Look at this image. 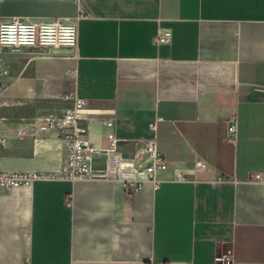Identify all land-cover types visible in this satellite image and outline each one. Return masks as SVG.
<instances>
[{
	"label": "crops",
	"instance_id": "obj_1",
	"mask_svg": "<svg viewBox=\"0 0 264 264\" xmlns=\"http://www.w3.org/2000/svg\"><path fill=\"white\" fill-rule=\"evenodd\" d=\"M82 2L0 0V22L91 12L78 20L75 49H0L2 170L63 168L65 139L37 119L71 108L69 93L87 99L81 124L102 148L109 116L122 140L153 136L159 120L170 164L158 187L149 181L133 197L105 179L0 190V264H264V182L252 179L264 174V0ZM196 160L207 169L174 179ZM104 161L97 156L96 166ZM228 249L234 262L216 259Z\"/></svg>",
	"mask_w": 264,
	"mask_h": 264
},
{
	"label": "built area",
	"instance_id": "obj_2",
	"mask_svg": "<svg viewBox=\"0 0 264 264\" xmlns=\"http://www.w3.org/2000/svg\"><path fill=\"white\" fill-rule=\"evenodd\" d=\"M82 6V0H74ZM91 15L86 8H80L77 17H50L34 18L30 16H12L0 22V49L7 51L22 47H70L75 49L78 45V20ZM168 31L162 32L158 41L168 38ZM74 76L76 69L69 70ZM2 76V73H1ZM2 81V80H1ZM0 91V104L2 101ZM67 98L73 100V106L65 110L61 115L49 114L37 119L42 129L59 130L66 141L67 156L63 168L55 174L41 172L5 171L0 166V190L12 191L21 185H30L35 180L43 178L76 180L105 179L114 182H122L124 190L129 197H133L142 191L147 182H152L155 187L159 186L158 172L169 167V161L158 145V121L151 123L150 127L154 135L148 138L122 140L115 131L113 116L103 120L105 133L109 139L106 148L96 146L90 139L89 130L81 124L84 117L83 111L87 105V99L75 93H69ZM239 132L237 115L230 117L228 121V135L236 138ZM3 134V118L0 117V162L2 146L5 143ZM128 141L132 144V152H124L121 143ZM103 155L105 158L102 167L96 166V157ZM208 163L204 160H196L194 169L175 171L174 179L185 181L191 174L206 170ZM224 176H218L212 180L213 184L224 181ZM253 180L264 182V174L256 173ZM73 194L67 195V203L71 204ZM217 260L227 263L234 262V254L228 249Z\"/></svg>",
	"mask_w": 264,
	"mask_h": 264
},
{
	"label": "rangeland",
	"instance_id": "obj_3",
	"mask_svg": "<svg viewBox=\"0 0 264 264\" xmlns=\"http://www.w3.org/2000/svg\"><path fill=\"white\" fill-rule=\"evenodd\" d=\"M130 147L133 149L132 145H130ZM132 152V151H131Z\"/></svg>",
	"mask_w": 264,
	"mask_h": 264
}]
</instances>
